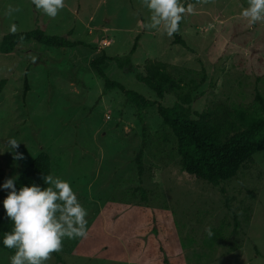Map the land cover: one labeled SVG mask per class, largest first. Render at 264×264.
<instances>
[{
    "label": "rangeland",
    "instance_id": "rangeland-1",
    "mask_svg": "<svg viewBox=\"0 0 264 264\" xmlns=\"http://www.w3.org/2000/svg\"><path fill=\"white\" fill-rule=\"evenodd\" d=\"M180 2L192 5L180 34L193 53L173 45L163 26L145 29L150 12L142 0H64L55 18L32 0H0V44L6 34L38 27L82 44L52 49L28 42L0 54V82L7 80L0 93V150L14 137L24 157L0 155V183L19 178L46 152L52 176L69 182L87 211V237L64 238L45 264H264V151L214 188L181 172L175 138L156 108L143 112L145 138L138 111L120 91L102 96L104 81L90 67L102 54L130 57L132 71L113 61L103 70L152 101L156 94L135 78L146 60L168 63L186 80H199L205 69L207 81L188 107L193 119L221 104L231 111H261L264 21L251 24L240 15L248 0ZM27 70L30 90L24 96ZM161 103L169 107L174 100ZM5 197L0 189V203ZM11 256L0 249V264H9Z\"/></svg>",
    "mask_w": 264,
    "mask_h": 264
},
{
    "label": "trees",
    "instance_id": "trees-1",
    "mask_svg": "<svg viewBox=\"0 0 264 264\" xmlns=\"http://www.w3.org/2000/svg\"><path fill=\"white\" fill-rule=\"evenodd\" d=\"M182 20L179 23L178 31L173 35V45L181 46L193 53L180 34ZM142 22L143 19H141ZM71 35L72 32L69 36ZM140 38V35L135 38L130 52L131 56L136 53ZM28 42L52 49H72L82 45L68 38L48 35L38 27L29 32L4 35L0 44V54H13L19 45ZM107 61H113L120 70L132 71L134 69L130 57L126 60L120 58L112 60L102 54L98 59L93 60L90 67L104 81L102 96H106L112 91H120L127 104L138 111V119L143 126L145 138H147L145 135L147 126L143 112L150 108H156L164 129L175 138L181 172L217 188L224 182L235 178L242 168L253 164L254 156L264 151V101L261 97L257 96L259 103L263 105L261 111H235L233 109L231 111L228 106L221 104L215 109L203 111L197 115V119H193L188 107L193 103L194 95L207 81L205 69H202L199 80H186L185 77H177L173 74L172 66L168 63L146 60L137 67L142 72L136 74L135 78L156 94L158 100L152 101L135 91L126 89L122 84L112 81L103 70ZM28 73L27 70L24 96L30 90ZM6 84L7 80L0 82V93ZM164 98H169L170 101L174 100L173 105L165 107L161 103ZM136 164L138 174L143 175L142 151L137 155ZM47 175H52V161L48 153L42 152L24 169L16 181V188L32 184L47 187L48 185H44L43 182V177ZM142 193H144L143 190ZM12 227L13 224L6 217L1 202L0 241H2L4 233L11 231ZM0 249L10 255L15 254V249L6 248L2 243H0Z\"/></svg>",
    "mask_w": 264,
    "mask_h": 264
},
{
    "label": "clouds",
    "instance_id": "clouds-1",
    "mask_svg": "<svg viewBox=\"0 0 264 264\" xmlns=\"http://www.w3.org/2000/svg\"><path fill=\"white\" fill-rule=\"evenodd\" d=\"M149 10L145 29L159 30L163 26L167 36H173L185 12L192 11L180 0H142ZM32 4L50 18H55L64 7V0H32ZM251 24L264 21V0H248V7L240 13ZM14 30V26H13ZM20 142L12 137L3 144L0 155L9 152L14 160H22L16 151ZM18 177L8 178L0 189L7 192L2 204L6 217L12 222L11 231L5 232L2 243L15 249L9 264H45L50 253L61 250L64 238H86L88 235L86 209L77 199L69 182L52 175L43 177L44 185L37 184L16 188ZM211 236V229L207 230Z\"/></svg>",
    "mask_w": 264,
    "mask_h": 264
}]
</instances>
